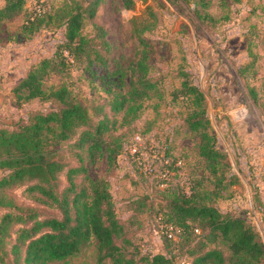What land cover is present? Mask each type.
Masks as SVG:
<instances>
[{"label":"rangeland","instance_id":"1","mask_svg":"<svg viewBox=\"0 0 264 264\" xmlns=\"http://www.w3.org/2000/svg\"><path fill=\"white\" fill-rule=\"evenodd\" d=\"M80 1L86 4L90 0ZM135 1L133 8H127L121 0H102L96 16L85 23L84 33L106 63L91 65L84 58L60 75L50 77L45 86L66 80L74 100L89 108L94 122L104 113L116 120L105 133L107 141L128 143L132 133L139 131L149 144L167 145L170 161H182L172 171L170 184L177 183L187 192L190 179L209 170H205L206 164L199 156V136L184 126L190 107L174 99V93L183 81L197 84L205 97L208 130L216 136L217 146L225 155L227 166L222 169L238 177L224 196L213 201L223 212L240 211L264 244V218L257 212L258 205L264 207V0L230 4L222 0ZM62 3L63 0H26L21 14L0 20V126L12 129L33 112H49L57 107L56 103L39 98L26 100L23 92L14 94L12 88L31 64L56 50L64 30V26L54 22L34 35H25L22 24L26 13L55 10ZM4 4L5 0H0V7ZM148 10L155 12L157 20L145 33L150 49L147 78L156 83L157 92L143 101H130L121 112L114 113L110 103L117 94L120 98L127 94L129 65L139 56L132 22ZM129 105L133 109H128ZM55 149L58 158L67 164L59 175V191L67 186V168L83 163L92 178L109 181L117 214L125 223L129 238L139 240L143 253L171 254L175 264L188 257L197 237L193 235L183 247L165 246V227L159 219L162 209L174 197L175 188L162 191L156 178L139 173L124 154L116 167L109 168L105 155L91 162L74 139ZM80 177L77 176L78 181ZM205 184V188L212 187L209 181ZM0 196L5 202H12L0 208V219L4 211L13 217L0 239V257L4 258L3 264H15L11 247L17 230L30 225L35 214L43 217L59 215V211L39 194L29 192L26 185L3 188ZM216 246L229 254L220 240L209 245ZM50 264H98L95 243L67 260ZM103 264L112 262L106 259Z\"/></svg>","mask_w":264,"mask_h":264},{"label":"trees","instance_id":"2","mask_svg":"<svg viewBox=\"0 0 264 264\" xmlns=\"http://www.w3.org/2000/svg\"><path fill=\"white\" fill-rule=\"evenodd\" d=\"M101 1L90 0L84 4L80 0H63L55 10L26 13L22 24V33L30 36L50 23L64 26L56 50L31 64L12 88L14 94L23 92L26 100L39 98L52 101L57 107L49 112H33L26 121H19L12 129L0 126V170L3 171L0 190L26 185L29 192L39 194L45 203L56 207L59 215L39 217L35 214L30 225L17 230L16 241L11 247L15 264H50L67 260L91 243H95L98 264H103L106 259L112 264H175L171 254L143 253L139 240L129 238L126 225L117 214L109 181L92 178L83 163L67 168V186L62 191L58 190L59 175L67 164L58 158L57 145L74 139L76 146L87 153L91 162L105 155L109 168L118 165V158L126 149L127 140L124 143L110 142L105 138V133L116 120L104 113L94 122L89 108L74 100L70 83L63 80L45 86L50 77L60 75L71 64L80 63L84 58L91 65L99 61L100 64L106 63L92 39L84 33L86 21L96 16ZM222 1L230 4L240 0ZM25 2L5 0L0 7V20H11L21 14ZM121 2L125 7L133 8L136 1ZM156 20L155 12L148 10L132 22L139 56L129 65L127 94L121 98L117 94L110 103L114 113L121 112L130 101H143L157 92L156 83L147 78L150 49L145 36L155 26ZM90 70L92 76L95 75V70ZM174 99L182 100L190 107L184 126L199 136V156L206 164L205 170L208 168L209 171L193 176L187 192L177 183L170 184L169 178L173 174L168 179L154 177L162 191L175 188L174 197L159 215L160 223L165 228L172 227L175 235L169 238L166 234L165 246H186L195 235L196 245L178 264L182 260L188 264H264V244L259 240L256 228L240 211L223 212L213 201L224 196L238 177L234 172L222 169L227 166L225 155L217 146L216 136L208 130L203 92L194 82L183 81L175 91ZM128 109L133 107L129 105ZM136 132L139 131L133 132L131 137ZM177 160L174 158L169 165L172 171L177 169ZM78 175H81L80 181ZM206 181L211 182L212 187L205 188ZM163 182H166L165 186H162ZM11 204L0 196V208ZM257 204H260L259 197ZM258 206L257 212L264 218V207ZM12 218L8 211L2 213L0 239L5 236L6 225ZM219 240L227 246L228 255L220 247H209ZM0 258V264H3L4 258Z\"/></svg>","mask_w":264,"mask_h":264},{"label":"built area","instance_id":"3","mask_svg":"<svg viewBox=\"0 0 264 264\" xmlns=\"http://www.w3.org/2000/svg\"><path fill=\"white\" fill-rule=\"evenodd\" d=\"M145 140V137L141 132H136L126 143V149L123 153L128 156L129 162L133 163L136 169L145 176L159 177L162 176L166 179L172 173L170 158L168 156V146L149 144ZM122 154V155H123ZM182 161L178 159L175 162V166H181ZM166 182H163L162 186H165ZM200 232L199 229H196ZM165 233L169 238H174V231L172 227L165 228ZM179 264H188L185 260H182Z\"/></svg>","mask_w":264,"mask_h":264},{"label":"crops","instance_id":"4","mask_svg":"<svg viewBox=\"0 0 264 264\" xmlns=\"http://www.w3.org/2000/svg\"><path fill=\"white\" fill-rule=\"evenodd\" d=\"M263 200H264V197H263Z\"/></svg>","mask_w":264,"mask_h":264}]
</instances>
